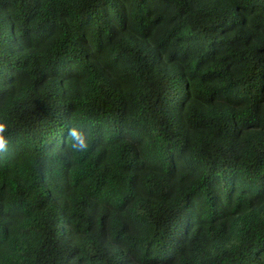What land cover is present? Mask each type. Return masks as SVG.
I'll return each mask as SVG.
<instances>
[{"label": "trees", "instance_id": "16d2710c", "mask_svg": "<svg viewBox=\"0 0 264 264\" xmlns=\"http://www.w3.org/2000/svg\"><path fill=\"white\" fill-rule=\"evenodd\" d=\"M0 122V264H264V0H0Z\"/></svg>", "mask_w": 264, "mask_h": 264}, {"label": "clouds", "instance_id": "9594fccd", "mask_svg": "<svg viewBox=\"0 0 264 264\" xmlns=\"http://www.w3.org/2000/svg\"><path fill=\"white\" fill-rule=\"evenodd\" d=\"M7 124L0 122V151L6 150L8 140L5 133L7 131ZM71 137L75 138V142L69 140V148L73 153L87 152L89 149V139L83 133L79 132L76 128L71 129Z\"/></svg>", "mask_w": 264, "mask_h": 264}]
</instances>
